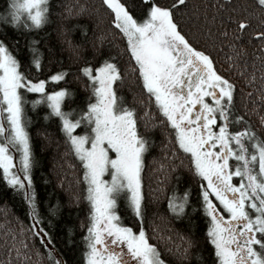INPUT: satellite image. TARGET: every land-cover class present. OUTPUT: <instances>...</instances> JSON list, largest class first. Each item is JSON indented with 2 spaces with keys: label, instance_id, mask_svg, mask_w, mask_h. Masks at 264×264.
Returning <instances> with one entry per match:
<instances>
[{
  "label": "snow or ice",
  "instance_id": "6c2138e0",
  "mask_svg": "<svg viewBox=\"0 0 264 264\" xmlns=\"http://www.w3.org/2000/svg\"><path fill=\"white\" fill-rule=\"evenodd\" d=\"M99 7L105 9L111 28L124 41L119 54L103 51L104 32L93 34L89 44L86 23L68 25L70 19L87 13L84 5L65 6L62 13L55 14L59 16L57 36L64 48L76 59H81L86 45L91 48L76 77L86 93L80 105L74 102L75 89L60 86L49 91L47 87L49 83L66 84L69 69L39 77L43 65L36 36L26 35V63L18 56L20 41L10 46L0 37V172L6 185L28 205L29 235L38 237L47 249L50 264H67L50 247L51 233L37 210L32 151L24 124L29 103L26 94L32 93L35 98L30 103L47 106L46 120L58 119L64 141L82 168L83 199L89 205L88 222L80 225L85 229L83 264H167L143 227L142 170L155 141L140 131V107L143 115L151 113L144 128H161L166 141L160 145L164 150L160 170L165 175L153 190L154 197L157 191H167L170 170L187 167L199 178L197 201L193 203L190 188L180 192L172 185L166 195L168 213L180 219L203 212L212 264H264V80L260 103L253 100L252 108L245 105L249 117H258L254 126L239 113L236 82L217 68L211 51L224 50L231 71L240 67L239 61L255 43L251 50L260 59L264 77V0H243L231 7L209 0L202 6L191 5V15L200 24L207 46H197L177 19L188 13L189 0L167 4L160 0H100ZM226 7L229 10L224 15ZM53 15L51 0H5L0 26L17 33H39L54 22ZM96 20L100 23L102 17L98 15ZM77 30L79 43L72 35ZM125 53L128 63L122 69L117 55ZM129 72L142 90L140 96L133 91L131 101L123 94ZM14 151L19 153L18 165ZM106 174L110 179H105ZM121 197L124 211L138 223V230L123 222ZM80 198L78 194L72 197L76 203ZM57 208L53 205L49 212L54 215ZM24 231L20 229L21 234ZM68 234L71 237V228ZM27 239L16 241L12 234L8 264L13 249L17 264H33L32 256L41 255L29 247ZM180 240L177 255L188 259L192 240L185 236ZM196 259L201 264L203 257L197 253Z\"/></svg>",
  "mask_w": 264,
  "mask_h": 264
},
{
  "label": "trees",
  "instance_id": "16d2710c",
  "mask_svg": "<svg viewBox=\"0 0 264 264\" xmlns=\"http://www.w3.org/2000/svg\"><path fill=\"white\" fill-rule=\"evenodd\" d=\"M170 0H160V3L167 4ZM211 3H225L227 6H235L238 2L243 4V0H209ZM53 15V23L46 26L39 33H28L21 31L17 33L12 28H4L0 26V37L12 46L15 40H19L20 51L18 53L22 62H27L28 52L25 47L26 35H34L39 39L40 50L42 54V71L39 73L40 78H46L47 75L58 71L60 68L69 69L67 83L48 84V90L56 87L67 86L76 91L75 104L80 105L86 96L85 91L80 87V81L76 79L79 75L78 69L82 65V61L89 58L91 48L85 46L81 52V59H76L66 48L61 45L57 36V21L59 16L56 13H62L65 6L84 5L87 13L80 17L72 18L68 21L70 26L73 23L87 24L89 27V44L93 34L104 32L106 39L102 45L105 53L111 51L119 54L120 48L124 46V41L119 34L111 28L109 24L110 17L105 9L100 8V0H51ZM205 0H189L188 13L180 20L182 28L189 38L197 43V46H207L206 38L200 33V24L195 21L191 15V5H203ZM229 7L222 10L224 15L227 14ZM5 0H0V17L4 14ZM98 10V11H97ZM203 9L201 8V11ZM212 10L209 9L211 16ZM102 17L100 23H97L96 17ZM220 18L219 16L217 17ZM203 16H201V21ZM195 29V31L193 30ZM73 38L79 41V30L74 32ZM256 44L250 46L246 58L239 61L240 67H233L228 70V63L225 60V51L219 47L211 49L213 57L216 59L217 68L224 71L232 80L236 82V105L240 114H245L246 119H251L254 126L257 122V115L250 117L246 114L247 108H252L253 100L257 104L260 103L258 96L262 87L261 76L262 68L260 59L252 52ZM15 52V49H13ZM121 67L126 68L128 63V55H117ZM245 76L248 79H245ZM252 80V83H249ZM136 92L137 96L141 94V88L138 86L131 72L125 80L123 94L129 101L132 99V92ZM29 103L24 109V124L26 131L29 133L30 148L32 151V169L31 176L33 180V188L36 193L38 204V212L42 216V223L48 228L52 237V247L67 264H83L82 253L85 250V244L82 236L85 229L80 225L83 222L87 224L88 202L83 199L85 185L82 182V168L74 154L69 150L68 145L64 141L63 133L60 131L59 121L55 117L49 119L44 118V113L48 111L47 106L38 104L32 106L30 101L35 98V94H26ZM145 106H147V98ZM67 107V104L65 105ZM138 114L142 116L140 121V131L145 135L152 137L155 141L152 149L146 155L144 167L142 170L143 193L145 196L146 214L143 221V227L149 237L151 243L156 244L161 258L167 264H197L196 254L202 255L201 264H212L213 255L212 247L206 239L207 220L202 211H197L187 217L177 219L167 211L166 195L171 190L172 185L182 192L186 188L191 190V198L193 203L197 201L199 178L194 177L187 167L178 166L168 173L167 191L164 193L156 192L155 197L153 190L158 189L160 178L165 174L160 170V163L163 162L164 150L161 143L166 142L163 130L159 127L145 129V122L151 119V113L143 115V107L138 108ZM157 119L159 118L157 114ZM171 147V145L169 146ZM187 161H185V164ZM179 176V179H177ZM74 194L80 195L78 203L74 202L72 197ZM53 205H58L55 214H51L49 209ZM120 214L123 222L133 225L138 230V223L124 211V203L120 200ZM50 222V223H49ZM31 221L29 219V210L27 203L23 200L21 194L14 193L13 189L6 185L0 172V264H8L10 259L8 249L12 247V234L15 233L16 241H25L30 248L39 250L40 256H32L33 264H50L47 249H45L38 237L29 235ZM25 231L21 234L20 229ZM72 229V235L69 237L68 229ZM7 234V237H6ZM181 236L191 238L192 248L190 257L181 260L176 252L177 245L182 242ZM71 239V243H69ZM11 264H17L15 249L11 256Z\"/></svg>",
  "mask_w": 264,
  "mask_h": 264
},
{
  "label": "rangeland",
  "instance_id": "374dc122",
  "mask_svg": "<svg viewBox=\"0 0 264 264\" xmlns=\"http://www.w3.org/2000/svg\"><path fill=\"white\" fill-rule=\"evenodd\" d=\"M49 91H51V90H49ZM13 156H14V158L16 159V163H17V165L19 164V153L18 152H13ZM105 179H110V177L106 174L105 175ZM121 201H122V203H124V200H123V197H121V199H120Z\"/></svg>",
  "mask_w": 264,
  "mask_h": 264
}]
</instances>
